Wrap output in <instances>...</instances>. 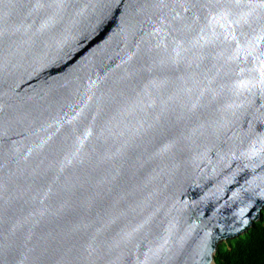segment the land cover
<instances>
[{"label": "water", "instance_id": "obj_1", "mask_svg": "<svg viewBox=\"0 0 264 264\" xmlns=\"http://www.w3.org/2000/svg\"><path fill=\"white\" fill-rule=\"evenodd\" d=\"M263 209L264 0H0V264H217Z\"/></svg>", "mask_w": 264, "mask_h": 264}, {"label": "trees", "instance_id": "obj_2", "mask_svg": "<svg viewBox=\"0 0 264 264\" xmlns=\"http://www.w3.org/2000/svg\"><path fill=\"white\" fill-rule=\"evenodd\" d=\"M217 264H264V220L245 235L219 246Z\"/></svg>", "mask_w": 264, "mask_h": 264}, {"label": "rangeland", "instance_id": "obj_3", "mask_svg": "<svg viewBox=\"0 0 264 264\" xmlns=\"http://www.w3.org/2000/svg\"><path fill=\"white\" fill-rule=\"evenodd\" d=\"M263 212H264V209H263ZM262 220H264V218L262 219ZM228 242V241H227ZM227 242H225V243H227ZM224 243V242H223Z\"/></svg>", "mask_w": 264, "mask_h": 264}]
</instances>
